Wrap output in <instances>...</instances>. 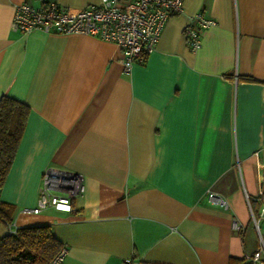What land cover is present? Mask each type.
<instances>
[{
	"label": "crops",
	"instance_id": "0c3cea01",
	"mask_svg": "<svg viewBox=\"0 0 264 264\" xmlns=\"http://www.w3.org/2000/svg\"><path fill=\"white\" fill-rule=\"evenodd\" d=\"M99 1L0 0V96L29 107L0 189L12 226L49 223L64 264L248 259L259 242L245 195L256 217L264 198V0H184L130 73L109 40L11 25L20 2ZM198 10L216 24L192 51L183 28ZM50 166L81 173L84 191L70 211L32 213Z\"/></svg>",
	"mask_w": 264,
	"mask_h": 264
},
{
	"label": "built area",
	"instance_id": "2783aa9c",
	"mask_svg": "<svg viewBox=\"0 0 264 264\" xmlns=\"http://www.w3.org/2000/svg\"><path fill=\"white\" fill-rule=\"evenodd\" d=\"M184 0H100L83 8L70 11L55 2L34 6L20 2L14 6L11 25L13 28L29 32L42 29L56 33H85L109 40L120 49L119 62L125 73H130L135 64L141 63L155 49L166 20L183 11ZM216 20L202 11L194 12L183 28L186 42L192 51L201 45V30L213 26ZM84 191L82 174L79 172L53 167L46 168L41 177L37 203L28 210L39 213L52 207L59 211H70L72 199ZM211 202L226 205L223 197L208 191ZM246 196L253 224L258 232L259 249L249 256L252 264H264V239L259 233L258 220L264 217V198L256 217ZM9 232H14L12 224ZM66 248L61 246L49 264H64ZM120 264H133L131 256H125Z\"/></svg>",
	"mask_w": 264,
	"mask_h": 264
},
{
	"label": "trees",
	"instance_id": "16d2710c",
	"mask_svg": "<svg viewBox=\"0 0 264 264\" xmlns=\"http://www.w3.org/2000/svg\"><path fill=\"white\" fill-rule=\"evenodd\" d=\"M28 114L27 104L7 95L0 96V189L14 159ZM14 209L13 204L0 199V223L9 226ZM262 237L264 239V234ZM61 246L49 223L16 227L14 232L8 231L0 237V264H49ZM228 264L252 262L245 257H231Z\"/></svg>",
	"mask_w": 264,
	"mask_h": 264
},
{
	"label": "rangeland",
	"instance_id": "374dc122",
	"mask_svg": "<svg viewBox=\"0 0 264 264\" xmlns=\"http://www.w3.org/2000/svg\"><path fill=\"white\" fill-rule=\"evenodd\" d=\"M257 215V214H256ZM260 218V217H259ZM258 223L260 224V228H261V231H259L260 235L262 236L263 232H262V225H261V220L259 219L258 220ZM257 238H258V232H257ZM259 242V240H258Z\"/></svg>",
	"mask_w": 264,
	"mask_h": 264
}]
</instances>
